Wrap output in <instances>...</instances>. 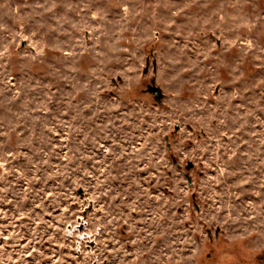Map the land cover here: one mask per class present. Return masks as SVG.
<instances>
[{"label":"rangeland","instance_id":"1","mask_svg":"<svg viewBox=\"0 0 264 264\" xmlns=\"http://www.w3.org/2000/svg\"><path fill=\"white\" fill-rule=\"evenodd\" d=\"M0 264H264V0H0Z\"/></svg>","mask_w":264,"mask_h":264},{"label":"water","instance_id":"2","mask_svg":"<svg viewBox=\"0 0 264 264\" xmlns=\"http://www.w3.org/2000/svg\"><path fill=\"white\" fill-rule=\"evenodd\" d=\"M148 69H146L145 72H147ZM148 91L153 93L154 94V97L155 99L160 103L162 102L163 98H164V93L162 91V89H160V87H158L156 84H155V81H152L151 84L148 85ZM193 167V163H190L188 165V169H191ZM189 180L191 181V178L188 176Z\"/></svg>","mask_w":264,"mask_h":264},{"label":"trees","instance_id":"3","mask_svg":"<svg viewBox=\"0 0 264 264\" xmlns=\"http://www.w3.org/2000/svg\"><path fill=\"white\" fill-rule=\"evenodd\" d=\"M227 253H231V252H228V251H227Z\"/></svg>","mask_w":264,"mask_h":264}]
</instances>
